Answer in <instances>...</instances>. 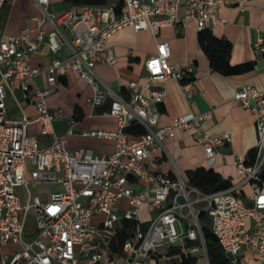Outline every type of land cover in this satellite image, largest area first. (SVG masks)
Wrapping results in <instances>:
<instances>
[{"label": "built area", "instance_id": "2783aa9c", "mask_svg": "<svg viewBox=\"0 0 264 264\" xmlns=\"http://www.w3.org/2000/svg\"><path fill=\"white\" fill-rule=\"evenodd\" d=\"M51 1L30 0L39 15L31 18L33 26L17 35L0 28V246L18 248L12 255L0 254V264H138L145 258L170 262L189 255L209 264L200 213L207 215L210 231L228 258L244 248L255 256L256 264H264V91L245 86L234 94V101L250 112L256 128L254 162L246 164L245 155L235 157L236 172L251 191L244 200L233 189L206 194L185 182L176 170L169 175L145 166L152 152L164 150L165 140L173 138L176 130L190 132L202 146L209 167H215L217 148L230 140L226 133L210 137L205 132L202 123L210 111L158 125L156 107L166 96L164 82H179L186 97L195 92L193 67L169 64L167 43H157L155 54L144 62L149 84L161 83L157 89L147 87L142 93L131 83L126 100L114 95L95 72L98 63L115 64L106 43L119 30H148L155 38L160 29L186 19L200 31L208 24H222L217 15L220 7L245 0H120L119 7L78 4L58 13L50 12ZM5 3L0 0V13ZM42 46L53 54L65 46L69 56L32 67V57ZM254 49L264 55V38L257 36ZM69 69L91 87L93 94L87 99L91 107L100 106L106 96L111 98L102 114L114 118L117 129L86 134L112 140L114 150L109 156H95L90 149L71 150L54 133L46 97L56 75ZM40 72L47 74L49 87L44 90L34 85ZM14 82L33 104L34 120L24 113L17 120H7V92ZM34 122L40 125L41 135L52 137L44 148L36 137L27 135V127ZM131 125L143 132L126 134ZM42 184H58L62 192H51L46 201L33 197L30 188ZM18 190L26 191L25 202ZM123 199L128 202L125 208ZM145 204L154 216L143 223L139 210ZM28 213L34 216L37 235L26 240ZM122 221L135 226L120 242L117 232Z\"/></svg>", "mask_w": 264, "mask_h": 264}, {"label": "crops", "instance_id": "0c3cea01", "mask_svg": "<svg viewBox=\"0 0 264 264\" xmlns=\"http://www.w3.org/2000/svg\"><path fill=\"white\" fill-rule=\"evenodd\" d=\"M15 1L17 0H12L11 4H8L6 0L4 7L13 5ZM105 1L101 6L116 7L121 2L120 0ZM57 2L66 5L64 0L51 1V3ZM21 3L26 5L29 19H17L11 13L0 26L5 34L15 36L25 27L35 24L31 18L39 15V10L30 0ZM217 15L223 21L222 24H208L205 30L213 37L228 42L230 45L228 61L231 66L252 63V70L231 76L213 71L208 55L200 45L196 23L183 19L178 26L160 29L155 38L148 30L134 31L128 27L117 31L106 43V48L116 58L115 64L98 63L95 72L114 95L126 100L127 87L131 83L136 84L142 93H145L147 87L157 89L161 83L155 80L149 84L144 62L155 54L157 43H167L170 50L169 64L179 66L189 64L193 67L192 83L195 92L192 97H186L180 89L179 82L174 79L164 82L166 96L156 107L160 115L158 125L167 126L176 117L210 111L209 117L202 123L205 132L210 137L226 133L230 140L217 148L215 167H209L205 162L202 146L195 141L190 132L176 130L173 138L165 140L163 151L151 153L145 163L146 168L152 172L169 175L176 170L187 183L195 170L201 167L213 169L222 181L229 183L228 189H233L234 195L246 200L251 191L249 185L244 183L236 172L235 157L245 155L248 159V155L256 145V128L250 112L234 101V94L245 86L264 91V55L256 53L254 49L257 36L264 38V0H245L226 5L217 10ZM180 16H183L182 10ZM67 56L69 50L65 46L57 54L51 53L42 46L33 55L31 66L42 67L54 57ZM34 85L40 90L48 88L47 74L38 73L34 77ZM51 87L52 92L46 97V103L53 117V130L57 136L66 140L67 148L90 149L93 155L98 157L111 155L114 150L112 140L86 135L92 130L117 129L115 119L102 114L108 110L111 98L106 96L100 106L91 107L87 103V99L93 94L91 87L71 69L57 74L56 82ZM22 113L30 120H34L37 116L33 104L14 82L11 83V91L7 92L6 118L11 121L17 120ZM69 129L71 133H68ZM27 135L36 137L40 148L48 146L52 141L51 136L41 135L40 125L36 122L27 127ZM127 203L126 199L122 200L123 208ZM141 213L152 214V210L145 204L139 210V214ZM150 219L140 221L144 223ZM208 222L210 224L209 219ZM177 228L181 229L180 226ZM228 259L230 264H256L255 256L244 248L235 257ZM174 260L180 262V259ZM198 263L200 264L201 261Z\"/></svg>", "mask_w": 264, "mask_h": 264}, {"label": "trees", "instance_id": "16d2710c", "mask_svg": "<svg viewBox=\"0 0 264 264\" xmlns=\"http://www.w3.org/2000/svg\"><path fill=\"white\" fill-rule=\"evenodd\" d=\"M105 2V0H64L66 5L87 4L98 6L105 4ZM119 6L120 3L118 4V7ZM199 42L208 55L210 67L213 71L219 72L222 75L231 76L252 70V63L231 66L228 61L230 45L225 40L213 37L207 30L204 29L199 31ZM142 132L143 130L140 127L134 125H131V127L125 130V133L128 135H137ZM254 160L255 149H253L250 155H248V159L246 157V164H252ZM261 177L264 179V170H262ZM188 184L198 188L206 194L226 190L230 187L229 183L222 181L220 176L213 169H206L202 167L192 173ZM199 220L202 224V233L204 236L209 264H230L229 259L226 257L217 239L210 231L207 215L205 213H200ZM134 226L135 222H121V228L117 232L120 242H122L129 235ZM179 264L199 263L196 256L189 255L181 256Z\"/></svg>", "mask_w": 264, "mask_h": 264}, {"label": "rangeland", "instance_id": "374dc122", "mask_svg": "<svg viewBox=\"0 0 264 264\" xmlns=\"http://www.w3.org/2000/svg\"><path fill=\"white\" fill-rule=\"evenodd\" d=\"M21 1L26 2V0H17L15 1L16 3H13L11 6H7L6 8L4 7L1 10L0 13V26L1 23L6 21L10 14L12 13L15 18L21 19V18H28L29 19V14L26 8V5L24 3H21ZM8 4H11L12 0H7ZM66 5H61V3H51L49 10L50 12H59L62 9H64ZM31 190V195L34 197H38L42 201H46L49 198V195L51 192H62V188L58 184H42L36 187L30 188ZM18 195L20 196V199L22 202H25L27 194L25 190H18ZM153 212L152 214H139V218L141 221H146L147 219L153 218ZM37 235V227L35 224V219L32 213L27 214L26 218V228H25V233H24V238L28 240L29 238H34ZM18 248L16 246H6V247H1L0 246V254H8L12 255ZM179 260H174L173 262H165L162 259H158L156 261L155 259L151 258H145L143 259L141 264H178ZM203 264V260H201V263Z\"/></svg>", "mask_w": 264, "mask_h": 264}]
</instances>
